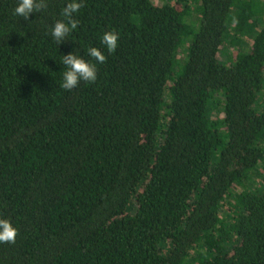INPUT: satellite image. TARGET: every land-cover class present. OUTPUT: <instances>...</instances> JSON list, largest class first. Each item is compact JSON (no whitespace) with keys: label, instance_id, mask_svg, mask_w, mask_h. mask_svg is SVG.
Returning a JSON list of instances; mask_svg holds the SVG:
<instances>
[{"label":"trees","instance_id":"16d2710c","mask_svg":"<svg viewBox=\"0 0 264 264\" xmlns=\"http://www.w3.org/2000/svg\"><path fill=\"white\" fill-rule=\"evenodd\" d=\"M158 1L0 0V264H264V0Z\"/></svg>","mask_w":264,"mask_h":264},{"label":"clouds","instance_id":"9594fccd","mask_svg":"<svg viewBox=\"0 0 264 264\" xmlns=\"http://www.w3.org/2000/svg\"><path fill=\"white\" fill-rule=\"evenodd\" d=\"M45 7L44 0H17L13 14L28 20L30 15L42 10ZM83 7V0H69L62 9L64 19L56 21L50 30L52 39L61 44L68 40L69 35L77 28L78 21L74 16ZM101 43L108 51H114L118 47V33L105 31L101 36ZM88 56L95 59L97 63H103L106 59L104 53L96 48L88 49ZM64 70L62 72L61 87L65 90H72L79 86L81 81L93 83L97 79V63L84 59L73 51L62 55ZM18 234V228L13 221L6 217H0V243H14Z\"/></svg>","mask_w":264,"mask_h":264},{"label":"rangeland","instance_id":"374dc122","mask_svg":"<svg viewBox=\"0 0 264 264\" xmlns=\"http://www.w3.org/2000/svg\"><path fill=\"white\" fill-rule=\"evenodd\" d=\"M155 3H159V1L158 0H155ZM230 40H233L232 38H229ZM235 40H233V42H231V41H227V43L225 44V49H224V51L221 53V55H220V59L219 60H221V61H223L224 60V58H225V50H231V49H233V48H235ZM229 50V51H230Z\"/></svg>","mask_w":264,"mask_h":264}]
</instances>
